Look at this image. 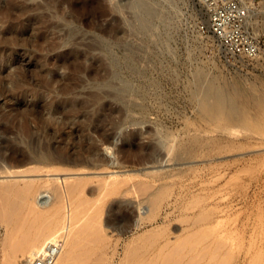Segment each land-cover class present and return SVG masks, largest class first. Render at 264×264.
Masks as SVG:
<instances>
[{"label":"rangeland","instance_id":"374dc122","mask_svg":"<svg viewBox=\"0 0 264 264\" xmlns=\"http://www.w3.org/2000/svg\"><path fill=\"white\" fill-rule=\"evenodd\" d=\"M132 1L0 0V146L9 127L11 142H22L16 155L33 159L14 168L26 172L0 175L11 191L7 201L0 193V264L27 257L14 251L20 237L49 223L64 231L47 246L59 255L66 235L72 264H264V50L254 61L227 59L200 31L202 0H184L171 52L161 53L158 34L136 31ZM198 69L233 95L241 119L198 108ZM125 82L132 92L118 91ZM33 109L42 121L54 112L51 163L24 143L50 140ZM27 181L47 196L37 213L19 196Z\"/></svg>","mask_w":264,"mask_h":264},{"label":"bare ground","instance_id":"6f19581e","mask_svg":"<svg viewBox=\"0 0 264 264\" xmlns=\"http://www.w3.org/2000/svg\"><path fill=\"white\" fill-rule=\"evenodd\" d=\"M247 1V3H248V5H249V7L250 8H255V4H254V0H246ZM182 2H184V0H133L132 1V8H133V10L135 11V14L137 15V13H138V15H144V16H151V15H158L159 16V20H160V22H159V25L155 28V31L157 30V32H159L161 35H169V31H170V29H171V27H173L172 26V24L176 21V20H179V19H181L182 17H184V14H185V12H183V10H182V7H181V3ZM202 2H203V0H202ZM185 4V3H184ZM183 5V4H182ZM204 10V9H203ZM187 14V13H186ZM177 22V21H176ZM175 22V23H176ZM180 22V21H179ZM181 22H182V19H181ZM196 24V23H195ZM176 25V24H175ZM158 27H162V30H158ZM139 28L140 29H142L143 31H147V30H149V26L147 25V23L145 22V21H140L139 22ZM167 31V32H166ZM172 33V32H171ZM264 34V22H263V24H261V28L259 29V31H258V33H257V36L258 37H260L261 35H263ZM157 35V34H156ZM154 36V35H153ZM159 37V36H158ZM208 37H211V38H213L212 36H210V35H208ZM214 39V38H213ZM155 40V39H154ZM215 41H216V39H215ZM218 45L220 46V49H221V51L224 53V48H223V46L220 44V43H218ZM169 47H170V45H169ZM264 50V48L262 47L261 48V52ZM8 60H10V59H8ZM63 60V59H62ZM61 60V61H62ZM60 61V60H59ZM60 61V62H61ZM238 61H241V62H243L244 60H238ZM11 64V63H10ZM57 77V76H56ZM119 91V90H118ZM131 94V93H130ZM114 95V94H113ZM8 98H9V94H7L6 95ZM126 96V95H125ZM115 97H116V95H115ZM114 97V98H115ZM118 97V96H117ZM120 97H121V95H120ZM119 98V97H118ZM127 98V97H126ZM120 100V99H119ZM127 100V99H126ZM123 101V100H122ZM132 101V100H131ZM132 103V102H131ZM13 105H15V103L13 104ZM51 104H49V105H47L48 107L50 106ZM54 106V105H53ZM50 108V107H49ZM104 108V107H103ZM38 110H40V107H39V109ZM38 110H36L35 111V109H33V110H31L30 111V113H35L36 114V121H37V133L39 132H43L45 135H46V137H48L50 140H49V142L47 141V143H45L44 142V140H43V144H41V145H39V147H38V135H37V137H33V139H30L29 137H30V130H27V131H23V132H25V137L28 139L29 138V140L28 141H25L26 139H24V143H25V145L28 147V148H30L31 150H33V152L35 153L36 151H34V150H36V147L37 148H39V150L42 152V151H44L45 153L43 154H39V157H38V159H39V161H41V162H48V163H51V162H53L54 160H55V157H54V155H52V145H51V138L53 137V135H55V133H56V131H51V132H53V133H48V132H50L49 131V129H48V126H46L47 124H48V122L49 121H51L52 119H53V116H54V112L53 111H49V116L46 118V121H42V118L40 117V115H39V111ZM41 110H42V108H41ZM40 110V111H41ZM51 110V109H50ZM43 111V110H42ZM79 112V111H78ZM70 111H67V112H64V118H68L69 116H70ZM77 114V113H76ZM98 114V113H97ZM43 124V125H42ZM66 124V123H65ZM42 125V126H41ZM108 125H110V124H108ZM117 126V125H116ZM44 127H47V128H44ZM59 127V126H58ZM64 130H66L67 131V134H68V132H70L71 134L72 133H74V131L72 130V127H70V125L69 126H66L65 128H63ZM93 129H94V132H97L98 134H100V135H102L103 134V130L101 129V128H99L98 127V125H96L95 127H93ZM61 130V129H60ZM59 130V131H60ZM112 130V129H111ZM120 130V129H119ZM4 133H5V135L7 136V138L4 140V141H2V145L0 146V175H5V174H7V175H11V174H16L19 170H15L16 169V167H20L21 166V164H23L24 162H26V161H32L33 159H31V157H20L19 155L17 156L16 155V152L15 151H19L20 149H22L23 147H21V141H18V140H15V142H11V140H10V136H9V133H11V129L9 128V127H4ZM77 131V130H76ZM75 131V132H76ZM92 131V130H91ZM231 131H232V133L233 132H235L236 130H234V129H231ZM78 132H76L75 134H77ZM24 134V133H23ZM158 134V133H157ZM64 136H65V134H63ZM104 135V134H103ZM118 136L119 135V133L115 130V132H114V134L112 135V138H113V136ZM69 136H71V135H69ZM110 135H107L106 136V139H107V141H109L110 139H111V136L109 137ZM157 136V135H156ZM159 136V135H158ZM45 137V138H46ZM66 137V136H65ZM79 137V136H78ZM66 142V141H65ZM159 142H160V140H159ZM162 142V141H161ZM37 143V144H36ZM161 144V143H160ZM36 146V147H35ZM38 150V149H37ZM76 150V149H75ZM74 150V151H75ZM57 151V150H56ZM187 151V150H186ZM192 151V150H191ZM38 152V151H37ZM58 152V151H57ZM73 152V151H72ZM188 153V152H187ZM36 155H37V153H36ZM190 156H192V155H190ZM61 157H63V156H61ZM58 158V157H57ZM62 159V158H61ZM64 159V158H63ZM60 160V159H59ZM37 161V160H36ZM27 163V162H26ZM31 164H32V162H30ZM44 164V163H43ZM48 165V164H47ZM50 165V164H49ZM23 166H25V164L23 165ZM27 166H28V164H27ZM43 166V165H42ZM42 166H40V168L42 167ZM51 166V165H50ZM49 166V167H50ZM15 168V169H14ZM31 168V170H32V168H33V166H31L30 167ZM29 168V169H30ZM37 168H38V166H37ZM39 168V169H40ZM56 168V167H55ZM20 169V168H19ZM38 169V170H39ZM64 169V168H63ZM21 170V169H20ZM25 170V169H24ZM27 170H28V168H27ZM44 170V169H43ZM29 171V170H28ZM34 171H36V168H35V170ZM58 171V170H57ZM60 171V170H59ZM20 172H26V171H20ZM20 172H18V173H20ZM49 172V171H48ZM17 173V174H18ZM29 173H31L30 171H29ZM36 173V172H35ZM44 173V172H43ZM47 173V172H46ZM22 174H24V173H22ZM28 174V173H27ZM32 174V173H31ZM6 177V176H5ZM14 176H12V178H13ZM4 178V177H3ZM9 181V180H8ZM1 182V181H0ZM28 182V181H27ZM47 183H49L50 182V180H47L46 181ZM45 182V183H46ZM2 183H6L5 181H2ZM1 183V184H2ZM8 184H6L4 187L3 186H1L2 188H4V189H2L1 190V188H0V193H3V195H7V196H1V199H3L4 201L6 200L7 201V198H8V196H9V194H5V193H10L11 194V191H9L8 192V187L10 186V184H9V182H7ZM15 183H17V182H15ZM15 183H14V185H15ZM51 183V182H50ZM28 184H29V182H28ZM27 184V185H28ZM7 185H9V186H7ZM26 185V186H27ZM33 184V182L31 183V184H29V186H25L26 188H25V190L24 191H21L23 188H20L21 190H19L20 191V193H19V196L21 197V201H25L26 202V205L28 204V208H29V212L31 213V212H36L37 210L36 209H38V207H43V205H46L47 204V200H46V197H41V195H42V192H41V189L40 188H42V185L40 186V188H38L36 185H34ZM48 185H50V184H48ZM55 185V184H54ZM6 186H7V189H6ZM11 186H13L12 184H11ZM36 186V187H35ZM51 186V185H50ZM18 187V186H17ZM67 187V186H66ZM10 188H12V187H10ZM19 188V187H18ZM13 189H14V187H13ZM12 190V189H11ZM17 189H15V191H16ZM58 190V189H57ZM18 191V192H19ZM57 192V191H56ZM66 192V191H65ZM107 192V191H106ZM109 192V191H108ZM13 193V192H12ZM58 193V192H57ZM67 193V192H66ZM70 193V192H69ZM84 193V192H83ZM163 193V192H162ZM15 194H16V192H15ZM18 194V193H17ZM63 194V193H62ZM53 195V194H52ZM61 195V194H60ZM68 195V194H67ZM16 196V195H15ZM62 196V195H61ZM64 196H66V195H64ZM76 196V195H75ZM3 197V198H2ZM5 197V198H4ZM7 197V198H6ZM20 197H19V200H20ZM68 197H69V195H68ZM73 197V196H72ZM80 197V196H79ZM10 199H11V197H9ZM65 198V197H64ZM63 197H62V199H63V201L65 200ZM71 197H69V199H70ZM78 198V197H77ZM13 201H15V198L13 197ZM16 199H17V196H16ZM56 199V198H55ZM59 199V198H58ZM3 200H2V203H5V202H3ZM9 200V199H8ZM75 200V199H74ZM73 200V201H74ZM80 201V200H79ZM86 201V200H85ZM102 201V200H101ZM156 201V200H155ZM49 202V201H48ZM66 202V201H65ZM11 203H12V200H11ZM11 203L9 202V206H8V208H9V210H11L12 212H14V213H16L17 211V209L20 207V205L22 204H20L19 205V203L17 204L16 203V201H15V203H16V206L14 205V204H12V206H11ZM24 203V202H23ZM67 203V202H66ZM70 203V202H69ZM90 203V202H89ZM92 203V202H91ZM68 204V203H67ZM84 204H86V203H84ZM198 204V203H197ZM7 205V204H6ZM13 205H14V209H13ZM17 205H19V207H17ZM76 205V204H75ZM69 206V205H68ZM17 207V208H16ZM80 207V206H79ZM87 207V206H86ZM2 208H5V205H4V207L2 206ZM52 208V207H51ZM1 209V208H0ZM79 209V208H78ZM3 210H5V209H3ZM24 210H25V208H24ZM40 210V209H39ZM53 210V209H52ZM61 210V209H60ZM59 210V211H60ZM73 210V209H72ZM10 211V212H11ZM44 211V210H43ZM42 211V212H43ZM84 211V210H83ZM94 211H95V209H94ZM102 211V210H101ZM100 211V212H101ZM1 212V211H0ZM20 212V211H19ZM22 212V211H21ZM28 212V213H29ZM47 212V211H46ZM76 212V211H75ZM7 213V212H6ZM9 213V212H8ZM26 213V212H25ZM29 213V214H30ZM37 213V212H36ZM48 213V212H47ZM59 213V212H58ZM72 213H73V211H72ZM71 213V214H72ZM3 214H4V211H3ZM34 214V213H33ZM43 214V213H42ZM75 214V213H74ZM93 214V213H92ZM35 215V214H34ZM39 215V214H38ZM41 215V214H40ZM73 215V214H72ZM76 215V214H75ZM73 216L72 218H68V221H70V222H73V227L75 228L77 225L76 224H79L77 221H78V219H77V217L76 216ZM3 216V215H2ZM6 216H8V215H6ZM36 216V215H35ZM70 216V215H69ZM11 217V216H10ZM50 217H51V215H50ZM62 217V216H61ZM88 217V216H87ZM11 218H13V217H11ZM31 218V217H30ZM79 218V217H78ZM81 218V217H80ZM6 219V218H5ZM47 219V218H46ZM63 219V218H62ZM88 219V218H87ZM205 219V218H204ZM50 220V219H49ZM56 220V219H55ZM9 221V220H8ZM23 221V220H22ZM67 221V220H66ZM67 221V222H68ZM90 221V220H89ZM205 221V220H204ZM6 222V221H5ZM96 222V221H95ZM35 223V222H34ZM41 223V222H40ZM57 223V222H56ZM55 223V224H56ZM61 223V222H60ZM196 223V222H195ZM15 224V223H14ZM58 224H59V222H58ZM71 224V223H70ZM69 224V225H70ZM98 224V223H97ZM30 225V224H29ZM29 225H28V227H29ZM32 225V224H31ZM31 225H30V227H31ZM34 225V224H33ZM50 223H49V226L46 228V227H44L43 229H44V231L43 230H39L37 233L35 232V233H30L29 234V232L28 233H26L27 234V236L25 237L24 236V238H21L20 237V239H21V241H19L20 242V244L17 246L16 245V247H14V248H16L14 251H16L15 253H19V254H22V255H24V254H26L27 252L29 253H27V257H25V258H23V259H21V260H17V257H16V254L14 253V256L16 257V259H15V262L16 263H14V264H32V262L34 261V260H36V259H38L39 258V256H43L42 255V253H45V255H48V261H50V263H48V264H72V261H73V253H74V250L76 249L71 243H73V242H71V243H68V241H66V235H65V238H64V245H62V247L60 246V248L62 249V251L60 252V254L58 255V252L53 248V246H47V245H49L51 242H54V243H56V240H58L59 238H63V235H61L62 233H61V231L63 232L64 230H61V229H53V227H50ZM7 226V225H6ZM38 226H40V225H37L36 227L38 228ZM43 226V225H42ZM54 226V225H53ZM60 226V225H59ZM66 226V225H65ZM68 226V225H67ZM8 227V226H7ZM35 227V228H36ZM98 227V226H97ZM36 228V229H37ZM64 228V227H63ZM72 228V227H71ZM208 228H209V226H208ZM11 229H13V227L11 228ZM31 229V228H30ZM35 229V231H37ZM76 229V228H75ZM85 229V228H84ZM83 229V230H84ZM86 229H87V227H86ZM32 230V229H31ZM30 230V231H31ZM47 230V231H46ZM82 230V231H83ZM19 231H20V229H19ZM27 231H29V229L27 230ZM32 232V231H31ZM93 232V231H92ZM12 233V232H11ZM14 233V232H13ZM17 233V232H16ZM77 233V232H76ZM99 232H97V234H98ZM15 234V233H14ZM23 234V233H22ZM29 234V235H28ZM75 234V233H74ZM13 235V234H12ZM17 235V234H16ZM76 235V234H75ZM93 235H96V234H92L91 236L92 237H94ZM99 235V234H98ZM101 235V234H100ZM205 235V234H204ZM22 236V235H21ZM77 236V235H76ZM9 237V236H8ZM14 238V237H13ZM74 238V237H73ZM98 237H96V239H97ZM153 238V237H152ZM11 239V238H10ZM9 239V240H10ZM19 239V240H20ZM94 239V238H93ZM92 239V240H93ZM99 239V238H98ZM142 239V238H141ZM24 240V241H23ZM63 240V239H62ZM72 240V239H71ZM18 241V240H17ZM16 241V242H17ZM69 241H70V239H69ZM200 241V240H199ZM13 242V241H12ZM16 242H14V243H16ZM76 242V241H75ZM75 242H74V244H75ZM186 242V241H185ZM139 243V242H138ZM10 244H11V242H10ZM57 244V243H56ZM87 244V243H86ZM191 244V243H190ZM195 244H196V242H195ZM9 245V244H8ZM13 246V245H12ZM75 246H77L76 244H75ZM85 246V245H84ZM182 246V245H181ZM13 248V247H12ZM6 250V249H5ZM11 250V249H10ZM181 251H182V249H181ZM89 252V251H88ZM83 253V252H82ZM136 251L134 250L133 252H132V254L130 255L131 256V258H132V256L133 257H136L135 255H136ZM259 253V252H258ZM12 254V253H11ZM84 254V253H83ZM260 254V253H259ZM13 255V254H12ZM246 255V254H245ZM26 256V255H25ZM159 256V255H158ZM169 256V255H168ZM168 256H167V258H168ZM9 257V256H8ZM172 255H171V259H172ZM19 258V257H18ZM83 258V257H82ZM99 258V257H98ZM153 258V257H152ZM184 258V257H183ZM7 259V258H6ZM78 259V258H77ZM8 260V259H7ZM17 260V261H16ZM79 260V259H78ZM163 260H165V259H162V261ZM178 260V259H177ZM182 260V259H181ZM181 260H179V261H181ZM259 260V259H258ZM254 261V260H253ZM7 262V261H6ZM162 263V262H161ZM179 263V262H178ZM226 263V262H225ZM256 263V262H255ZM78 264V263H77ZM81 264V263H80ZM187 264V263H186ZM253 264V263H252Z\"/></svg>","mask_w":264,"mask_h":264},{"label":"built area","instance_id":"2783aa9c","mask_svg":"<svg viewBox=\"0 0 264 264\" xmlns=\"http://www.w3.org/2000/svg\"><path fill=\"white\" fill-rule=\"evenodd\" d=\"M250 8L246 0H203L205 20L199 23L203 35H210L224 48L227 59L254 61L264 46L257 36L264 17V0H254ZM32 264H48V255L42 253Z\"/></svg>","mask_w":264,"mask_h":264},{"label":"water","instance_id":"95a60500","mask_svg":"<svg viewBox=\"0 0 264 264\" xmlns=\"http://www.w3.org/2000/svg\"><path fill=\"white\" fill-rule=\"evenodd\" d=\"M133 22L135 25V29L138 32L146 33L148 35H159V41L157 42L158 51L163 52H171L169 49V42L171 41V31L173 27H171L169 31V35H161L157 30L155 31V28L159 25L160 18L158 15H151V16H144V15H137L135 14V11L133 10L132 13ZM145 21L147 25L149 26V30L143 31L138 27V22ZM158 30H162V27H158ZM167 32V31H166ZM167 37V38H166ZM169 37V38H168ZM194 85L191 89L193 99L198 103V108L203 111H209L210 110H220L223 113L226 114H234L237 116V118H242L245 114V111L243 109H237L235 108V105L233 103L229 104V101H232L233 95L222 88H216L214 85V81L212 80V77L203 69H198L194 75ZM120 91L125 92H132L133 91V85L129 82H125L120 85L118 88ZM211 100V104L208 106V101ZM222 109V110H221ZM220 112H216L215 114L218 116ZM105 157H108L104 154Z\"/></svg>","mask_w":264,"mask_h":264}]
</instances>
